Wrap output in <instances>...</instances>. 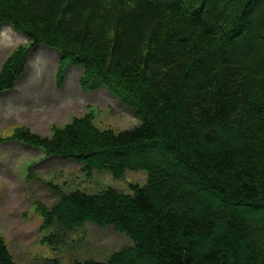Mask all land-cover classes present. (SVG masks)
Wrapping results in <instances>:
<instances>
[{
    "label": "trees",
    "instance_id": "trees-1",
    "mask_svg": "<svg viewBox=\"0 0 264 264\" xmlns=\"http://www.w3.org/2000/svg\"><path fill=\"white\" fill-rule=\"evenodd\" d=\"M4 25L28 44L3 64L0 95L44 47L60 55L59 81L81 67L84 92L108 89L140 122L114 132L86 116L6 139L114 180L147 174L131 194L48 184L44 244L92 225L132 247L73 264H264V0H0ZM0 264H15L1 233Z\"/></svg>",
    "mask_w": 264,
    "mask_h": 264
},
{
    "label": "rangeland",
    "instance_id": "rangeland-1",
    "mask_svg": "<svg viewBox=\"0 0 264 264\" xmlns=\"http://www.w3.org/2000/svg\"><path fill=\"white\" fill-rule=\"evenodd\" d=\"M26 40L9 27L0 28V69ZM60 56L54 51L36 48L27 69L13 91L0 95V232L15 264H62L105 262L132 242L111 228L85 226L68 235L63 244L51 248L42 240V219L36 203L51 207L54 184L63 193L79 191L96 195L108 189L131 194V187L147 183L145 172L127 171L121 180L106 172L87 173L71 160L54 159L17 143L6 141L15 129L24 128L49 136L53 128H64L73 119L91 115L95 127L113 131L135 128L139 121L134 112L107 89L83 92L79 80L83 70L72 67L62 81L58 80ZM38 165L28 178V168ZM57 202V201H56Z\"/></svg>",
    "mask_w": 264,
    "mask_h": 264
}]
</instances>
